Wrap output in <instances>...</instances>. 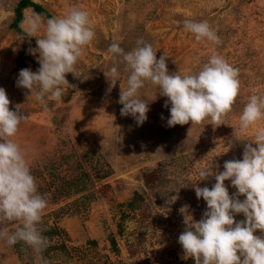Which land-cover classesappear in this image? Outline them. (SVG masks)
<instances>
[{"label":"rangeland","instance_id":"1","mask_svg":"<svg viewBox=\"0 0 264 264\" xmlns=\"http://www.w3.org/2000/svg\"><path fill=\"white\" fill-rule=\"evenodd\" d=\"M32 1L46 10L45 20L79 7L95 32L75 75L66 74L71 86L60 101L47 100L45 109L16 85L21 69L40 67L39 54L29 53L38 47L36 38L22 41L23 34L10 27L18 0H0V87L10 110L19 105L27 117L14 139L48 201L39 226L50 242L43 257L50 264H195L183 258L178 238L186 215L199 221L207 210L195 185L211 189L216 182L214 176L199 180L198 169L223 171L225 161L243 159L244 145L255 136L256 126L239 131V116L250 96H264V0ZM32 10H23L22 20ZM186 19L207 21L221 43L197 41L184 27ZM140 39L157 50V59L166 56L170 74L198 72L213 52L239 69L240 93L226 125L205 120L169 127L171 105L164 106L168 98L151 83L141 90L149 102L147 120L138 125L131 115L122 116L120 86L127 88L128 72L118 62L119 80L111 85L108 48L115 41L131 51ZM224 183L230 196L237 192L230 180ZM234 219L246 218L241 213ZM17 226L9 221L0 228L11 232ZM0 264L41 261L23 242L0 240Z\"/></svg>","mask_w":264,"mask_h":264},{"label":"clouds","instance_id":"2","mask_svg":"<svg viewBox=\"0 0 264 264\" xmlns=\"http://www.w3.org/2000/svg\"><path fill=\"white\" fill-rule=\"evenodd\" d=\"M19 27L22 41L36 38L38 47L29 48V53L39 54L40 67L36 72L21 69L16 85L28 90V97H34L47 109V100L60 101L66 87L71 86L66 74L75 75L77 63L95 38L92 21L87 11L74 6L64 16L46 20L32 10ZM184 27L197 41L221 43L207 21L186 19ZM41 32L43 35L38 37ZM108 52L113 57L111 76L106 75L111 85L119 80L118 62L124 63L128 72L127 88L120 86L118 102L123 105L122 116L131 115L138 125L147 120L149 102L141 97V90L146 83H151L158 87L161 96L168 98L164 106L171 105L169 127L189 122L202 124L205 120L216 127L226 125L225 118L240 93V80L239 69L222 56L213 52L198 72L181 75L170 74L166 56L163 54L157 59V50L143 39L137 40L136 47L127 52L113 41ZM10 103L6 90L0 87V225L9 221H17L19 225L11 232L0 228V240L9 246L23 242L37 254L41 264H50L42 255L50 242L39 227L48 201L38 193L26 153L14 139L27 117L19 105L10 110ZM261 121H264V96L252 95L239 116L241 133L256 126L254 139L244 145L243 159L225 161L223 171L214 172L212 166L198 169L199 180L214 176L216 182L211 189L195 185L196 197L206 201L207 210L199 221L191 215L185 216L186 229L178 238L184 259L194 258L195 264H264V127L260 126ZM226 180L237 189L232 196L225 186ZM239 196L246 198L241 201ZM241 213L246 219L235 221L234 214ZM257 230L262 235H254Z\"/></svg>","mask_w":264,"mask_h":264},{"label":"trees","instance_id":"3","mask_svg":"<svg viewBox=\"0 0 264 264\" xmlns=\"http://www.w3.org/2000/svg\"><path fill=\"white\" fill-rule=\"evenodd\" d=\"M27 8H32L37 13H41L42 15L49 16L47 14L46 10H44L39 4L34 3L32 0H18L16 6L14 8V17H13L12 22L10 24V27L12 29H14L17 33H22V31L20 30L19 24L23 18L22 12H23V10H25ZM24 56L25 55L23 53H21V57L23 58ZM17 247L19 248V245H17Z\"/></svg>","mask_w":264,"mask_h":264}]
</instances>
